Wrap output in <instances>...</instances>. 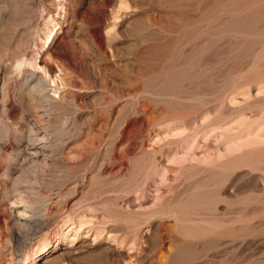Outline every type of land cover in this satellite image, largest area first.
Instances as JSON below:
<instances>
[{
  "label": "rangeland",
  "instance_id": "rangeland-1",
  "mask_svg": "<svg viewBox=\"0 0 264 264\" xmlns=\"http://www.w3.org/2000/svg\"><path fill=\"white\" fill-rule=\"evenodd\" d=\"M0 264H264V0H0Z\"/></svg>",
  "mask_w": 264,
  "mask_h": 264
},
{
  "label": "bare ground",
  "instance_id": "bare-ground-1",
  "mask_svg": "<svg viewBox=\"0 0 264 264\" xmlns=\"http://www.w3.org/2000/svg\"><path fill=\"white\" fill-rule=\"evenodd\" d=\"M48 39V38H47ZM48 43V42H47ZM32 139V138H31ZM21 203V202H20ZM23 224V223H22ZM185 243V242H184ZM184 246V245H183ZM187 257V256H186ZM186 259V258H185ZM174 261V260H173ZM175 262V261H174Z\"/></svg>",
  "mask_w": 264,
  "mask_h": 264
}]
</instances>
